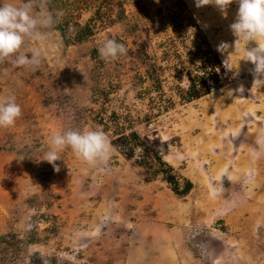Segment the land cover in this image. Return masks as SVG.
I'll use <instances>...</instances> for the list:
<instances>
[{
  "label": "rangeland",
  "instance_id": "374dc122",
  "mask_svg": "<svg viewBox=\"0 0 264 264\" xmlns=\"http://www.w3.org/2000/svg\"><path fill=\"white\" fill-rule=\"evenodd\" d=\"M31 3L43 39L20 54L40 64L0 62V100L22 109L0 127V264H264V85L243 41L220 49L236 39L235 0L225 13L195 0ZM108 39L127 55L103 59ZM216 62L223 84L204 79L202 93ZM68 130H103L108 163L70 148L58 172L41 160Z\"/></svg>",
  "mask_w": 264,
  "mask_h": 264
},
{
  "label": "clouds",
  "instance_id": "9594fccd",
  "mask_svg": "<svg viewBox=\"0 0 264 264\" xmlns=\"http://www.w3.org/2000/svg\"><path fill=\"white\" fill-rule=\"evenodd\" d=\"M196 7L215 5L225 13L234 0H195ZM238 11L235 21L230 25L236 37L234 43H222L221 48L238 47L243 41L246 44L244 61L253 67L249 70L253 76V86L264 85V0H235ZM27 39H43L38 31V20L32 15L31 0L22 6H14L0 2V62L15 58L17 66H38L40 52L33 51L30 55H21L20 50ZM254 42V46H251ZM100 56L105 60H117L126 56L128 49L116 39H108L100 48ZM243 92L241 86L239 89ZM22 115V109L14 96L0 100V127H13ZM51 147L41 160L47 161L55 171L60 168L56 164L61 160L60 153L70 148L77 157L89 164H107L112 153V143L103 130H68L55 134L50 141Z\"/></svg>",
  "mask_w": 264,
  "mask_h": 264
},
{
  "label": "trees",
  "instance_id": "16d2710c",
  "mask_svg": "<svg viewBox=\"0 0 264 264\" xmlns=\"http://www.w3.org/2000/svg\"><path fill=\"white\" fill-rule=\"evenodd\" d=\"M87 29H88V27H86L82 31L83 33L81 35H79V37H82L83 35H85L87 33V31L90 32ZM216 64H218V62L213 63V64L211 63L209 67L208 66L206 67V68H209L210 70H208V71L206 70L207 72L205 74L206 75L205 77H207V78H203V80H202L203 86L206 87V88H203L204 91H202V93H206L209 91V87L205 86L204 79H208L211 82V84H213L215 86H221V84H223L221 81V77L219 76V73L216 72L217 70H220L219 72H223V67L222 66L216 67ZM200 93H201L200 91L194 89V86H191V90H189V95H191L190 97H198V96H200Z\"/></svg>",
  "mask_w": 264,
  "mask_h": 264
},
{
  "label": "crops",
  "instance_id": "0c3cea01",
  "mask_svg": "<svg viewBox=\"0 0 264 264\" xmlns=\"http://www.w3.org/2000/svg\"><path fill=\"white\" fill-rule=\"evenodd\" d=\"M162 256V258H164V256L163 255H161Z\"/></svg>",
  "mask_w": 264,
  "mask_h": 264
}]
</instances>
